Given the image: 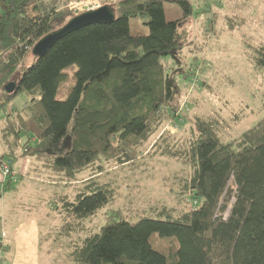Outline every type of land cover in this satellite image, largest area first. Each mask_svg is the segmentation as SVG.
<instances>
[{
	"label": "trees",
	"instance_id": "16d2710c",
	"mask_svg": "<svg viewBox=\"0 0 264 264\" xmlns=\"http://www.w3.org/2000/svg\"><path fill=\"white\" fill-rule=\"evenodd\" d=\"M71 1L0 0V162H11L0 179V215L4 195L17 197L21 187L12 163L29 158L35 182L75 193L46 200L55 207L46 211L50 231L44 240L41 230V244L49 240L58 253L50 264H264V115L234 138L226 139L219 121L201 116L188 138L169 132L155 138L167 122H177L178 76L185 73L179 27L194 13L191 0H118L108 5L113 21L68 32L34 56L38 41L74 17L66 8ZM166 2L183 15L167 20ZM131 18L142 19L149 33L132 34ZM249 47L264 78V42ZM71 65L76 85L58 100L63 70ZM9 82L17 84L10 94ZM21 92L29 102L7 111ZM157 156L185 170L166 182L168 199L151 204L156 216L110 207L98 223V211L124 185L118 177L136 183ZM154 233L176 242L159 252Z\"/></svg>",
	"mask_w": 264,
	"mask_h": 264
},
{
	"label": "rangeland",
	"instance_id": "374dc122",
	"mask_svg": "<svg viewBox=\"0 0 264 264\" xmlns=\"http://www.w3.org/2000/svg\"><path fill=\"white\" fill-rule=\"evenodd\" d=\"M117 2L118 0H74L69 2L66 8L76 16L85 11L83 10L85 6L98 4L103 7ZM191 2L194 13L182 21L179 27V37L185 42L181 54L185 73L178 76L181 95L173 113L177 116V122H167L155 138L163 132H169L182 139L188 138L189 129L196 116L219 121L226 139L234 138L264 115V78L251 61L252 49L249 47L264 42V0H191ZM164 9L167 20H175L183 15V10L174 3H164ZM234 20L238 23L231 30L228 24ZM129 22L132 34L149 33V28L142 19L131 18ZM34 58L31 55L29 62ZM167 61L169 66L176 65L174 59L168 58ZM76 71V65L63 70L65 78L58 88L56 96L58 100H66L75 87ZM29 100V96L21 92L6 109L9 112L13 108L20 109ZM150 163L152 170L147 169L143 176L138 174L135 177L136 183L118 177L124 185L119 187V194L115 195V199L106 208L98 211L95 216L98 223L104 222L103 213L110 207L136 208L139 213L136 217L155 215L149 210L151 204L157 199H168L166 182H170L174 175L185 169L169 156H157ZM20 164V160L15 161L16 168H19ZM14 174L21 184V177L16 172ZM41 179L44 180L45 177ZM229 188L234 189L232 182L229 183ZM63 191L72 197L75 194L73 187L68 189L62 186L53 187L44 182H33L26 191L27 194L30 192L32 194L28 199L30 203L27 202L30 205L28 207H34L41 215L44 240L50 231L46 211L55 207L47 206L46 200L52 198L54 193L64 194ZM26 193L21 196L18 194L17 197L10 193L4 195L2 211L6 214L7 223L12 221L15 223L24 215V209L19 206L18 200H25ZM144 207L147 210L145 212L142 210ZM172 242L176 240L160 237L157 233L151 236L152 246L159 252H163ZM51 245L49 240L44 241L40 264H50L57 257L58 253ZM59 264L68 262L61 261Z\"/></svg>",
	"mask_w": 264,
	"mask_h": 264
},
{
	"label": "crops",
	"instance_id": "0c3cea01",
	"mask_svg": "<svg viewBox=\"0 0 264 264\" xmlns=\"http://www.w3.org/2000/svg\"><path fill=\"white\" fill-rule=\"evenodd\" d=\"M2 152V146L0 143V153ZM21 164L19 168L15 167V162L12 163L14 171L21 178V187L17 190V196L25 194L28 191L29 186H32L35 180L28 176V172L31 168V160L29 158L19 159ZM26 180V183L23 181ZM19 181V180H18ZM24 183V184H23ZM31 190V189H30ZM32 196L31 192L26 193V204H20L25 200H18L20 207L24 209V215L17 222L7 223L5 212H1L0 215V236L5 234L3 241V261L2 264H40L41 255V228H40V213L34 207H28V199ZM28 202V203H27ZM11 212V211H10ZM15 216V215H14ZM10 224V225H8ZM7 260L9 262H7Z\"/></svg>",
	"mask_w": 264,
	"mask_h": 264
},
{
	"label": "water",
	"instance_id": "95a60500",
	"mask_svg": "<svg viewBox=\"0 0 264 264\" xmlns=\"http://www.w3.org/2000/svg\"><path fill=\"white\" fill-rule=\"evenodd\" d=\"M115 17V12L109 6H103L95 10L85 9L84 12L72 17L62 28L51 32L50 34L43 37L40 41H38L33 47L32 53L34 56L41 57L53 46V44L59 38H61L66 33L93 23L111 22L115 19ZM16 86V82H9L5 86V90L9 94L13 93L16 89Z\"/></svg>",
	"mask_w": 264,
	"mask_h": 264
},
{
	"label": "built area",
	"instance_id": "2783aa9c",
	"mask_svg": "<svg viewBox=\"0 0 264 264\" xmlns=\"http://www.w3.org/2000/svg\"><path fill=\"white\" fill-rule=\"evenodd\" d=\"M98 8H101V6H99L98 4L95 6L91 5V6H85L83 10L85 9H92V10H95V9H98ZM10 166H11V162L10 161H6V162H0V179L2 181H4L6 179V176L10 173ZM14 180H16V176L14 174L13 176ZM227 215V213H226ZM4 238H5V234L2 233L1 236H0V259H1V249H2V244H3V241H4Z\"/></svg>",
	"mask_w": 264,
	"mask_h": 264
}]
</instances>
